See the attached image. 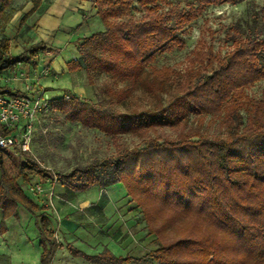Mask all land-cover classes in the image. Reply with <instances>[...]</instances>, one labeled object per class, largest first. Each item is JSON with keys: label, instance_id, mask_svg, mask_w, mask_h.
<instances>
[{"label": "trees", "instance_id": "16d2710c", "mask_svg": "<svg viewBox=\"0 0 264 264\" xmlns=\"http://www.w3.org/2000/svg\"><path fill=\"white\" fill-rule=\"evenodd\" d=\"M11 1L0 0V74L18 62L30 63L34 52L9 53L2 31L14 12ZM30 1L33 9L42 2ZM90 1L103 28L76 41L78 57L70 68L82 71L89 82L93 73L107 75L112 83L104 88L114 104L131 106V97L140 91L151 106L112 111L103 101L87 104L76 94L50 98L48 104L71 123L113 140L133 134L145 145L76 165L58 174L57 181L66 198L94 186L122 183L158 246L136 257L115 255L106 247L89 254L66 243L68 252L91 264L150 256L158 264H264V96L255 100L246 92L264 79V35L228 37L232 43L225 53L203 43L181 70L152 65L159 54L185 46L178 31L205 7L242 0H188L184 8L164 7L169 0ZM134 5L141 10L139 16L132 14ZM2 93L26 94L6 84L0 86ZM191 116L199 124L206 116L218 117L223 132L202 136L198 127L189 125ZM165 129L174 133L173 139ZM40 165L47 167L35 154L16 163L0 147V231L4 219L17 218L22 205L35 218L40 264H50L61 245L45 205L19 182L46 177Z\"/></svg>", "mask_w": 264, "mask_h": 264}, {"label": "rangeland", "instance_id": "374dc122", "mask_svg": "<svg viewBox=\"0 0 264 264\" xmlns=\"http://www.w3.org/2000/svg\"><path fill=\"white\" fill-rule=\"evenodd\" d=\"M187 1L188 0H169V4H164V7L167 8L170 5H175L179 8H184ZM94 7L96 8L95 5ZM132 14L134 16H139L141 10L134 5ZM88 25H90L92 31L103 28L100 18L99 27L95 26V20L89 21ZM256 32L258 35H264V0H242L237 4L227 3L207 6L199 13L196 19L186 23L182 29L178 31L185 46L182 49L174 48L170 52L159 54L152 65L156 68L160 66H169L181 70L186 66L189 58L193 57L192 50L200 48L203 43H205L206 46L210 45L213 51L220 50L221 53H225L232 43L231 40L227 41L228 37L237 38L245 36L248 33ZM39 49L44 50V48L38 47V50ZM23 52L28 53L29 50H24ZM74 52H76V49L72 42L66 49L61 51V56H71ZM23 73L24 71L20 70L18 72H5V75L2 77L5 81H7L10 76L20 78L19 81L25 82ZM75 74L77 76H75ZM72 75H74L75 80H78L79 85L82 87V91L76 95L87 104L101 105L103 101L106 108L112 111L118 109L124 112H130L135 108H147L151 106L148 98L140 91L134 92L130 101L132 100L135 102H132L131 106H122L110 102L104 87L106 85H111L112 82L105 74L93 73L91 82H89L88 76L84 75L82 71H80L79 74L75 71ZM34 85L36 87L35 82ZM30 86L31 85L27 88L25 87V89H23L24 92L30 96L35 95L38 90ZM246 92L250 97L259 100V98L264 96V79L259 80L253 86L247 88ZM56 94H64L65 97H70L75 93L73 94L69 91L63 93V90L59 89ZM242 112L245 118L246 111ZM218 120V117L206 116L199 124L191 116L189 125L192 128L198 127L202 136L213 137L217 135V133L223 132ZM21 130L22 126L19 124L15 133L18 135ZM31 133L30 148L32 153H34L40 161H43L44 165L47 167L50 166V168H47L40 165L41 168H44V175L46 176L44 178L34 175L29 177L27 182H23L21 179L19 180L23 190L33 199L37 196L32 195L29 188L35 180L46 182L49 180L53 185L54 193L57 197H65V189L61 187L57 181L58 174L70 171L76 165H85L96 159L104 160V158L108 156H114L119 149H132V147H141L145 145L143 139L133 134L119 135L113 140L96 129L84 128L77 122L71 123L63 117L62 113L51 109L50 104L46 111H41L36 115V118H34ZM164 134L170 139H173L175 136L174 133L168 129H165ZM9 153L16 163H19L21 157H25L27 154L31 155L30 153L25 154L21 148H15ZM41 184L43 188L47 187L46 183L42 182ZM120 184L124 187L122 183ZM107 188V186H105V188L94 186L89 190H85L88 192L91 190L90 193H87L88 199L76 205L77 208H74L75 213L72 215L78 222V228L87 232V237L83 233L79 234L80 243L83 245L82 250L86 253L94 254L95 249L91 251L87 247L89 244L86 239L89 235L94 239V235H96L98 236V243L100 245L104 246L102 241L107 238L108 240L106 242H109L111 245L114 244V249L121 255L136 257L151 253L158 245L154 241L155 235L153 233H148L146 221L140 208L136 206L135 202L130 200L127 194L118 200L110 202L106 207L102 206L100 198L107 197ZM92 189H95L96 195H94L95 193L92 192L94 191ZM76 194L77 193L73 194V196ZM38 201H41V199ZM46 209L47 211L51 210L55 215V211H53L52 208ZM102 210H104V213H102ZM21 212L23 213L22 209L20 210V213ZM56 219L57 224H53L50 218V226L54 229L56 238H58L59 234L56 231L59 229V219L57 217ZM90 242H93V240ZM95 253H97V251ZM69 257L73 259L80 258L74 257L70 253ZM122 264L158 263L150 256L142 261H129Z\"/></svg>", "mask_w": 264, "mask_h": 264}, {"label": "crops", "instance_id": "0c3cea01", "mask_svg": "<svg viewBox=\"0 0 264 264\" xmlns=\"http://www.w3.org/2000/svg\"><path fill=\"white\" fill-rule=\"evenodd\" d=\"M94 5L90 0H42L40 7L33 9L30 0H12L10 6L14 12L2 31L3 37L8 42L9 53L15 56L24 50H34V52L30 63L18 62L12 69L7 70L9 73L24 71L25 82L19 81L20 78L10 76L5 81L2 77L5 73H2L0 74V86L6 84L13 90L24 91L25 87L31 85L37 90H42L49 98L61 95L56 94L59 89H62L63 93L69 91L79 94L82 87L72 75L75 70L72 71L70 65L73 58L78 57L76 41L94 32L88 25L89 21L95 20V26L99 27V18L96 16ZM72 42L76 52L71 56H61V51ZM38 47L44 48V50H38ZM44 68L46 69L44 74H39ZM75 76L77 75L75 74ZM107 187V197L100 198L102 206L106 207L110 202L118 200L126 194V189L120 183ZM92 190L96 195L95 189ZM90 192L91 190L77 192L71 198L59 196L54 199L55 215L51 210L47 211L53 224H57L56 217L59 219V229L56 231L59 237L56 238L55 234V238L61 245L52 255L50 264L89 263L82 258L69 257L65 243H71L78 249H82L83 245L80 243L79 234L83 233L87 237V232L78 228V222L72 214L75 213L76 205L88 199L87 193ZM21 209L23 213H20ZM17 212V218L9 215L4 219L5 229L0 231V264H40L41 247L38 244L39 234L35 227V218L22 205L17 207ZM1 218L0 210V222ZM87 239L89 244L87 247L91 251L95 249V252H100L102 248L106 247L115 255L124 256L116 252L114 244L106 242L107 238L102 241L104 246L98 243L96 235H94V239L90 235ZM92 240L93 242H90Z\"/></svg>", "mask_w": 264, "mask_h": 264}, {"label": "built area", "instance_id": "2783aa9c", "mask_svg": "<svg viewBox=\"0 0 264 264\" xmlns=\"http://www.w3.org/2000/svg\"><path fill=\"white\" fill-rule=\"evenodd\" d=\"M45 71L44 68L39 74H44ZM48 101L49 97L42 90H38L35 95L31 96L0 94V147L5 148L8 152H12L15 148H21L24 152L34 156L30 148L33 120L38 113L46 111L49 106ZM19 124H21L22 130L17 135L15 130ZM4 129L10 131L3 134ZM42 182L46 183L47 187L43 188ZM29 189L32 195L41 199L46 208H52L56 213L54 199L58 197L49 180L48 182L35 180Z\"/></svg>", "mask_w": 264, "mask_h": 264}]
</instances>
